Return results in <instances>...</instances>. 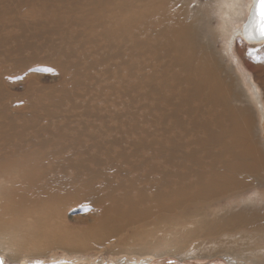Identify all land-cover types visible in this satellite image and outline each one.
Masks as SVG:
<instances>
[{
  "label": "bare ground",
  "instance_id": "bare-ground-1",
  "mask_svg": "<svg viewBox=\"0 0 264 264\" xmlns=\"http://www.w3.org/2000/svg\"><path fill=\"white\" fill-rule=\"evenodd\" d=\"M70 1L41 0L37 4L46 5L50 9L46 12L27 3L29 8L20 11L19 17L34 23L61 19L62 44L59 40L48 52L61 75L68 79L70 71L81 69L110 72L105 78L108 86L113 80L123 85L126 102L146 101V106L133 104L140 114H134L135 120L151 123L129 134L123 125L125 114L120 104H114L103 114L98 139L66 134L60 140L38 143L32 140L36 137L21 135L23 149L13 148L16 159L10 155L4 161L0 155V232L34 248L85 253L94 243L110 240L124 225L133 226L128 222L136 217L185 204L203 208L249 187V178L263 169L264 155L256 150L259 147L251 136L253 110L235 104L240 92L234 79L221 65L213 41H205L212 29L202 22L213 20L207 15L206 2L198 1L191 9V0H74V8ZM207 2L221 11L222 19L228 17V24L246 8L249 17L237 33L251 43L264 41L255 27V0ZM70 26L68 37L75 35L77 27L82 39L66 46L63 33ZM85 42L92 50L83 54L79 49ZM65 56L79 58L68 68ZM13 109L20 131L36 128L37 116L33 124H22L17 120L22 112ZM142 109L148 112L142 114ZM110 117L121 120L119 132L109 130ZM88 122L80 125L88 127ZM11 126L0 116V140L12 131ZM144 135L149 136L152 154L136 149ZM130 142L136 147L134 165L130 167L128 158V163H122L123 158L122 164L116 163L120 151L111 152L124 143L132 146ZM73 144L79 149L77 158L73 149H66ZM99 153L113 154L117 166L97 165L96 158L103 159ZM85 194L92 197L100 217L84 228H71L62 220L63 207Z\"/></svg>",
  "mask_w": 264,
  "mask_h": 264
},
{
  "label": "rangeland",
  "instance_id": "rangeland-1",
  "mask_svg": "<svg viewBox=\"0 0 264 264\" xmlns=\"http://www.w3.org/2000/svg\"><path fill=\"white\" fill-rule=\"evenodd\" d=\"M40 1L0 0V116L12 125V131L0 140V149H12L0 152L2 159L7 161L10 155L11 160L16 159L12 154L13 148L23 149L19 141L23 134H28L29 138L36 137L32 140L38 143L47 139L60 140L66 134L98 139L103 114L114 104H120V111L125 114L124 129L129 134L140 126L150 124V121L137 122L134 114L138 113L132 108L135 101L142 105L146 101L133 98L126 102L123 85L113 80L108 86L105 78L110 76V72L103 74L99 69H81L70 71L68 79L61 75L48 55L52 47L58 46L61 19L34 23L33 20L26 22V17H19L20 11L29 8L27 3L36 5L38 12L50 11L46 5L37 4ZM47 1L52 4L57 2ZM198 1L206 2L207 15L213 18L212 23L209 20L202 22L206 28L212 29L213 34L205 37V41H213L221 65L234 79L240 92L235 104L239 107L249 106L253 110L251 136H254L259 147L256 150L264 155V41L251 43L237 33L249 17L246 8L239 19L237 17L228 24V17L222 19L221 11H216L207 0H191L190 8ZM73 2L71 0L69 3ZM207 15H204L206 19L209 18ZM72 28L70 26V30L63 33L64 39L68 40L66 46L79 43L82 39L79 34L81 29L77 27L73 29L75 35L68 37ZM91 50L87 42L79 49L82 53ZM78 58L65 56L68 68L73 67ZM95 78H98L97 81ZM7 83L10 85L6 88ZM61 88L69 93L61 92ZM105 90H108V95ZM27 93L25 101H18V97L23 98ZM15 107L22 112V117L20 115L17 119L22 124H33L31 121L38 117L34 121L35 129L24 125L26 128L19 130ZM147 112L142 109V114ZM80 118L82 122L89 121L90 125L82 127V122L78 121ZM120 125V119H108L112 133L119 132ZM148 142L149 136L144 135L139 147H134L131 142L132 146L124 143L120 146L121 150L119 148L111 153L120 151L121 157H117L116 163L125 164L129 160L131 167L136 149H143L145 155L153 153ZM66 149H73L75 157H78L79 149L74 144ZM125 152H132L133 155L126 153V156ZM111 153H99L103 159L96 158L95 163L101 167L107 163L117 166ZM122 158L125 161L122 162ZM98 160H102L99 161L101 164ZM260 173L257 177L249 178V187L203 208L185 204L136 217L128 222L133 226L124 225L110 240L103 245L94 243L96 246L85 253L69 252L62 248H34V245L15 241L21 239H7L0 232V257L5 264H264V165ZM66 208L63 207L62 220L71 228H84L100 217L92 197L87 194Z\"/></svg>",
  "mask_w": 264,
  "mask_h": 264
},
{
  "label": "snow or ice",
  "instance_id": "snow-or-ice-1",
  "mask_svg": "<svg viewBox=\"0 0 264 264\" xmlns=\"http://www.w3.org/2000/svg\"><path fill=\"white\" fill-rule=\"evenodd\" d=\"M256 2V19L255 27L261 38H264V0H255ZM0 264H4L3 259H0Z\"/></svg>",
  "mask_w": 264,
  "mask_h": 264
},
{
  "label": "water",
  "instance_id": "water-1",
  "mask_svg": "<svg viewBox=\"0 0 264 264\" xmlns=\"http://www.w3.org/2000/svg\"><path fill=\"white\" fill-rule=\"evenodd\" d=\"M1 259V258H0Z\"/></svg>",
  "mask_w": 264,
  "mask_h": 264
}]
</instances>
